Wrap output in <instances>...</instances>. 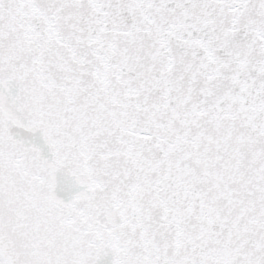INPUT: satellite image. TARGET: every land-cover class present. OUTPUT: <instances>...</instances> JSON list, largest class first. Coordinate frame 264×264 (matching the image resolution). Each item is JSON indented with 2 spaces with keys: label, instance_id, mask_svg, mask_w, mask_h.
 <instances>
[{
  "label": "snow or ice",
  "instance_id": "snow-or-ice-1",
  "mask_svg": "<svg viewBox=\"0 0 264 264\" xmlns=\"http://www.w3.org/2000/svg\"><path fill=\"white\" fill-rule=\"evenodd\" d=\"M0 264H264V0H0Z\"/></svg>",
  "mask_w": 264,
  "mask_h": 264
}]
</instances>
